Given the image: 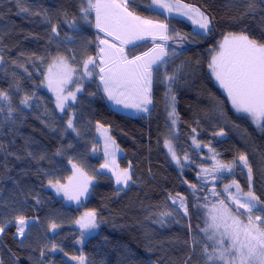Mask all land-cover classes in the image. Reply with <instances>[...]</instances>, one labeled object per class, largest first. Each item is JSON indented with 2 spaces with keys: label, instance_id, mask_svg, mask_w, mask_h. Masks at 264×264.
Masks as SVG:
<instances>
[{
  "label": "trees",
  "instance_id": "obj_1",
  "mask_svg": "<svg viewBox=\"0 0 264 264\" xmlns=\"http://www.w3.org/2000/svg\"><path fill=\"white\" fill-rule=\"evenodd\" d=\"M183 2L198 6L214 17V28L209 37L203 40L193 39L189 35L182 49L183 54L171 58L173 63L168 65L171 71L175 66L184 64L187 72L186 82L182 77L176 89V111L179 120L175 135L179 139L174 140V146L182 161L185 151H194L192 135H197L201 143L212 141L225 161L232 160L241 151L246 152L253 168L255 192L264 200V134L233 112L226 96L214 84L208 66L213 54L210 49L217 46V42L227 33L245 32L250 38L264 42V7L257 5L254 11L244 15L250 0ZM148 3H151V0H148ZM26 6L34 11L47 10L53 22L58 23L60 27L61 41L66 40V32L71 33L63 22L62 12L66 11L69 17L80 16V0H27ZM18 11L15 3L0 0V54L4 57V63L0 64V90L9 92L13 106L18 109V113L14 114L16 124L5 123L0 128V144L6 148L5 152L0 153V219L7 222L8 218L15 215L10 209L16 201H26L23 209L25 215L28 218H38V221L31 226L27 237L21 240L13 239L16 232L14 221L12 226L7 228L0 239L2 264H36L41 259L40 249L48 242L45 239L46 234L48 238L53 236L52 233H47L50 216L62 219L63 226L57 229L54 242L59 243L63 251L52 253L45 249L46 264H78L77 261H70L64 252L69 255L82 253L85 256V264H181L191 251L190 243L186 244L185 241L190 242L192 235L200 241L197 245L199 253L200 246L204 243L198 232L199 214L193 206L191 189L182 180L188 179L189 182L195 183L196 173L200 170L198 165L211 167L213 162L207 158L208 150L204 148L199 155L193 157L196 163L186 169L181 177L177 167L167 157L163 146L167 119L163 85L158 83L154 86L150 115L128 116L113 110L102 92L95 98L88 95V92L95 90L97 80L87 87L81 102L74 105L82 136L77 138L69 130L61 137L60 131H50L49 127L41 122L39 115L44 107L41 100L32 102L31 109L20 107L24 92H16L15 81L19 80L23 90L31 93L34 84L40 85L43 76H36L37 69L30 63H24V67L33 73L32 79H28L23 68L16 64L25 62L32 53L42 55L51 50L54 54L56 49L48 43L51 25L44 22L41 16L17 14ZM138 14L156 19L143 5L140 6ZM90 18L91 25L77 20L79 32L73 33L74 41L67 42L69 47L76 50L81 72L82 61L88 55L95 56L97 53L94 12L90 14ZM159 19L163 20L164 17L160 16ZM174 27L183 33H191L192 30L191 25L183 20ZM100 36L103 37V34L100 33ZM89 40L93 43L89 44ZM152 43L150 40L140 41L139 47L133 49L129 45L128 50L130 54L140 55L148 51ZM168 44L173 48L177 47L171 40ZM43 71H46V65ZM163 71L164 69H161V72ZM13 73L17 75L14 77ZM38 94L45 103L51 98L42 87L38 89ZM217 101L224 102V119H220L214 110ZM48 107L55 108L53 100ZM6 115L7 110L0 114V120ZM55 115L60 117L61 114L56 112ZM66 119L67 116L64 117V120ZM64 120H58L55 126L66 127ZM97 121L106 127L110 126V134L121 149L117 164L120 168L131 164L130 171L134 182L117 194L114 191L117 187L111 176L100 170V178L91 186L87 200L78 207L65 206L47 189V178L43 173L37 174V168L50 170L54 167L53 162H56L55 166L61 167L59 177L66 183L71 173V165L68 164L67 157H56L54 153L61 145L67 147L71 142L74 147L68 150V155L74 156L78 162H83L89 174L93 169L99 170L103 159L101 156H94L92 151L94 146L100 148L95 127ZM194 127L198 128V134L192 133ZM221 127L226 135L214 136L213 132ZM94 138L97 142L95 145ZM27 151L37 154L45 152L49 159L40 161L38 165L27 157ZM8 152L16 155H8ZM17 155L22 159L18 160ZM235 178L243 190L247 191V170L241 174L237 168ZM13 180L17 181V184H14ZM176 192L187 195L190 216L184 217L183 225L172 223L160 227L153 223L160 218L161 213L171 211V208L166 206L171 205V201L167 199L168 193L175 195ZM35 193L41 195L40 206L35 205ZM89 210H96L101 220L100 226L93 230L91 235L86 234L77 244L75 241L80 239L79 228L73 221ZM180 216L183 217V212ZM189 224L191 234L188 230ZM20 241H23V246ZM198 259V255L194 256L193 264Z\"/></svg>",
  "mask_w": 264,
  "mask_h": 264
},
{
  "label": "snow or ice",
  "instance_id": "obj_2",
  "mask_svg": "<svg viewBox=\"0 0 264 264\" xmlns=\"http://www.w3.org/2000/svg\"><path fill=\"white\" fill-rule=\"evenodd\" d=\"M9 2L17 5L19 9L17 14L41 16L44 22L50 24L51 35L48 37V43L50 46L54 45L56 49L54 54L51 50L42 55L32 53L25 62L16 64L23 68L28 79H32L33 73L24 67V63H30L37 69L36 76H43L40 85L34 84V90L31 93L23 90L19 80L15 81L16 92H24L20 99V107L31 109L32 102L41 100L44 107L39 118L50 131H60L63 137L70 130L77 138H80L82 133L74 105L81 102V97L90 84L98 80L95 90L88 92L90 97L95 98L102 92L103 97H106L107 101L112 102L114 106L120 105L124 110L131 109L136 114L148 115L151 113L150 106L153 105L154 86L158 83L163 85L164 106L167 113L163 146L167 149V154L175 163L181 177L186 169L196 163L193 157L199 155L204 148L208 150L207 158L213 162L211 167L198 165L200 172L196 173L195 183L189 182L188 179L182 180L191 189V196L194 198L193 206L203 213V227L198 224V228L207 243H203L197 253V245L200 241L192 235L190 242L185 241L186 244L190 243L191 251L181 264H193V257L196 255L199 259L195 264H201V262L202 264H264V200L255 192L253 168L247 153L241 151L232 160L225 161L212 141L201 143L197 135H192L194 151H185L182 161L174 146V140L179 139L175 135L179 120L176 111V89L182 77L186 82L187 72L184 64L175 66L171 71L168 65L173 63L171 58L183 54L182 49L189 35L193 39L201 40L209 37L214 28V17L198 6L184 3L183 0H151V3H148V0H87V6H85V0H80L79 17H69L66 11L62 12L63 22L71 33L66 32V40L61 41L60 27L58 23L53 22L47 10L34 11L26 6L27 0H9ZM141 5L156 19L138 14ZM257 5L264 7V0H250L244 15L254 11ZM92 12L95 13L97 53L95 56L88 55L82 61L81 72L76 50L69 47L67 42L74 41L73 33L79 32L78 19L91 25ZM160 16L164 19H159ZM181 20L191 22L193 26L191 33H183L175 29L174 25ZM100 33H103V37ZM109 37L111 40L108 39ZM149 38L153 43L148 51L140 55L130 54L129 45L134 49L140 46L139 41ZM169 40L177 47L173 48L169 45ZM156 41L162 43H156ZM88 43L91 44L93 41L89 40ZM216 47L219 49L218 52ZM210 51L216 52L211 56L208 65L211 76L226 94L231 109L242 119L250 120L255 129L264 134V42L250 38L245 32H230L225 34L222 41H218L217 46ZM21 55L25 54L21 53ZM3 63L4 57L0 54V64ZM45 65L46 71H43ZM161 69L164 71L161 72ZM16 75L13 73L14 77ZM40 87L47 88V91L52 94L54 109L48 107L52 103L51 98L45 103L39 96ZM5 110L7 115L0 120V128L5 123L15 125L14 114L18 113V109L12 104L9 92L0 90V114H3ZM214 110L220 119L225 118L223 101H217ZM56 112L61 114L60 117H56ZM19 114L22 115V113ZM65 116H67L66 120H64ZM58 120H64L66 127L57 128L55 125ZM95 127L104 143V163L100 164L99 170L93 169L89 174L83 162H78L74 156L68 155V150L74 147L71 142L67 147L61 145L54 153L56 157H67L68 164L71 165L72 175L67 177V183L62 182V178L59 177L61 167L55 166L56 162H53L54 167L50 170L37 168V174L43 173L47 178V188L52 189L57 197L62 196L64 201L73 202L78 206L83 203L82 197L90 195L93 182L100 178V170L111 173V177L115 179V184L118 186L114 189L117 194L134 182L130 171L131 164L126 168H120L116 164V153L121 149L110 134V126L106 127L97 121ZM9 131L11 132V128ZM192 133L198 134V128L194 127ZM213 135L224 137L226 133L221 127L218 131H214ZM93 143L94 145L97 143L95 138ZM5 151V146L0 144V153ZM92 151L96 153L99 148L94 146ZM7 154L16 155L11 152ZM27 157L38 165L40 161L49 159L45 152L37 154L27 151ZM17 159L22 158L17 155ZM237 168L240 169L241 174L247 170V191L243 190L235 178ZM104 178L109 179V177ZM226 180L230 182H224ZM13 183L17 184V181L13 180ZM221 183L222 190L218 188ZM33 199L36 206L42 204L40 193H35ZM167 199L171 201V205L166 204L171 211L161 213L160 218L153 223L160 227H166L172 223L183 225L184 217L190 216L187 195H182L180 192H176L175 195L168 193ZM25 203L26 201H16L10 209L15 215L8 218L7 222L0 219V239L7 228L12 226L13 221L16 226L13 239L27 237L31 226L38 221V218H28L25 215L23 211ZM181 212L183 217L180 216ZM73 223L79 228L80 239L75 241L79 244L87 233L98 229L101 220L96 210H89ZM62 226L60 217L50 216L47 233H52L53 236L48 238L46 234L45 239L48 242L40 249L41 259L36 264H46L45 249L52 253L63 251L61 245L54 242L57 229ZM188 230L191 234L190 224ZM20 243L23 246V241ZM64 255L70 261L85 264V256L82 253L69 255L64 252Z\"/></svg>",
  "mask_w": 264,
  "mask_h": 264
},
{
  "label": "rangeland",
  "instance_id": "obj_3",
  "mask_svg": "<svg viewBox=\"0 0 264 264\" xmlns=\"http://www.w3.org/2000/svg\"><path fill=\"white\" fill-rule=\"evenodd\" d=\"M95 14V13H94ZM187 23H189L190 25H191V22L190 21H186ZM191 27H193L192 25H191ZM101 34H103V33H101ZM109 40H111V38L109 37ZM147 40H150L151 41V39L149 38V39H147ZM170 41V40H169ZM222 41V40H221ZM140 42V41H139ZM216 51L218 52L219 51V49H218V47L216 48ZM216 54V52H213V54L212 55H215ZM99 61L97 60V63H98ZM98 71V70H97ZM209 73H210V76H211V72H210V69H209ZM211 78H212V76H211ZM212 80H213V82H214V84L216 85V86H218V84L215 82V80L212 78ZM219 87V86H218ZM50 96H51V98H52V100H53V102H54V98L52 97V94L50 93V92H48L47 91V88H45V87H42ZM221 91L223 92V90L221 89ZM223 94L226 96V94L223 92ZM226 98H227V96H226ZM69 103H71V102H69ZM108 103H109V105H110V107L113 109V110H115V111H117V112H119V113H122V114H125V115H128V116H147L148 114H143V113H141V114H136V113H134L131 109H128V110H124L123 108H122V106H120V105H113L112 104V102H110V101H108ZM229 104H230V102H229ZM54 106H55V103H54ZM230 106H231V104H230ZM59 113V112H58ZM237 115V114H236ZM238 116V115H237ZM240 117V116H239ZM250 124H251V121L250 120H248V119H246ZM252 125V124H251ZM252 126H254V125H252ZM255 127V126H254ZM96 132H97V139H98V141H99V143H100V148H99V151L98 152H96V153H94L93 155L94 156H101L102 157V159H103V163H104V143H103V139L100 137V135H99V133H98V131L96 130ZM164 150H165V152H166V155H167V157L169 158V160L171 161V157L167 154V149H165L164 148ZM120 156V152H117L116 153V164H117V159H118V157ZM171 163L174 165V166H176L175 165V163H173L172 161H171ZM71 173H70V175H72V168H71ZM103 171V170H102ZM104 173H107V174H109V176H111V173L110 172H106V171H103ZM199 172H200V170H199ZM112 178V177H111ZM113 179V181H114V183H115V179L114 178H112ZM66 183H67V181H66ZM93 184H94V182H93ZM219 185H222V187H219ZM218 185V188L219 189H221L222 190V188H223V184L221 183V184H219ZM115 186L116 187H118L116 184H115ZM51 193H52V195L55 197V198H57L58 200H60V201H62L63 202V204L65 205V206H74V207H78V205H76L75 203H73V202H66V201H64L63 200V197L61 196V197H57L56 195H55V192L52 190V189H49V188H47ZM88 197V196H87ZM87 197H82L81 199H82V201L83 202H85L86 200H87ZM196 210H197V212H198V218H199V225H200V227H203V213H202V211H200V210H198L197 208H196ZM241 211H243V210H241ZM77 227V226H76ZM92 232L93 231H91V232H89V233H87L88 235H91L92 234ZM198 232H199V234H200V236H201V238L203 239V241H204V243H207V241L203 238V233H201L200 232V228H198ZM23 237H17V239H19V240H21Z\"/></svg>",
  "mask_w": 264,
  "mask_h": 264
}]
</instances>
